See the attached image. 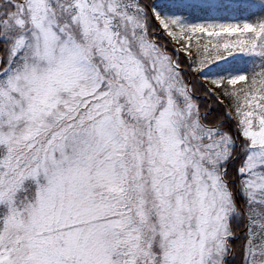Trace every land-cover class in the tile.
Here are the masks:
<instances>
[{"label":"snow or ice","instance_id":"obj_1","mask_svg":"<svg viewBox=\"0 0 264 264\" xmlns=\"http://www.w3.org/2000/svg\"><path fill=\"white\" fill-rule=\"evenodd\" d=\"M0 264H264V0H0Z\"/></svg>","mask_w":264,"mask_h":264}]
</instances>
